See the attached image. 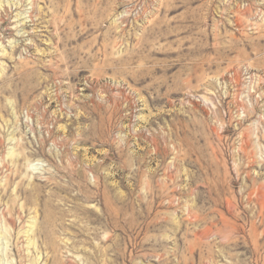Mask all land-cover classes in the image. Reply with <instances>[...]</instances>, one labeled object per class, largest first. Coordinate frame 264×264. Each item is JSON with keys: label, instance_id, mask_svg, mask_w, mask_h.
I'll use <instances>...</instances> for the list:
<instances>
[{"label": "rangeland", "instance_id": "374dc122", "mask_svg": "<svg viewBox=\"0 0 264 264\" xmlns=\"http://www.w3.org/2000/svg\"><path fill=\"white\" fill-rule=\"evenodd\" d=\"M0 264H264V0H0Z\"/></svg>", "mask_w": 264, "mask_h": 264}]
</instances>
